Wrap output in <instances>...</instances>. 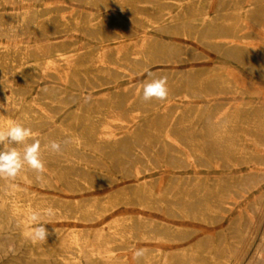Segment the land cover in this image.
Returning a JSON list of instances; mask_svg holds the SVG:
<instances>
[{
	"label": "rangeland",
	"instance_id": "obj_1",
	"mask_svg": "<svg viewBox=\"0 0 264 264\" xmlns=\"http://www.w3.org/2000/svg\"><path fill=\"white\" fill-rule=\"evenodd\" d=\"M0 1L4 13L34 10L42 20L80 16L95 23L85 31L57 32L54 41L45 34L33 42L43 59L70 47L79 48L72 53L77 58L69 60L70 69L53 64L23 74L31 87L18 93L29 104H43L41 110L33 107L38 117L31 127L36 136L30 139L39 140L41 150L59 129L73 128L82 135L91 127L108 128L112 136L85 135L79 146H63L62 153L45 163L43 178L50 182L28 185L32 194L58 197L70 215L95 205L102 213L92 221L90 244L95 248L101 228L127 222L137 233L163 239L138 238L136 249L153 254L158 248L185 251L187 259L180 264H202L203 255L198 254L212 250L219 256L225 248L234 250L247 232L238 247L240 257H232L230 264H264V149L245 136L251 131L246 125L264 115L262 0H225L220 17L229 23L210 29L204 24L197 33L179 36L170 28L140 25L116 6L101 2ZM134 1L160 14L188 7L179 9L174 2L180 0ZM233 4L240 14H231ZM215 11L212 7L211 16ZM119 17L126 24H119ZM92 50L108 66L97 68L91 60L98 57L83 56ZM159 77H167V99L144 101L142 84ZM22 107L16 116H21ZM235 114L238 119L227 122ZM100 115L108 120H98ZM69 224L83 225L75 220ZM90 259L86 248L82 264H107ZM129 260L143 264L144 257L138 261L132 253ZM0 264H42L17 243L1 216Z\"/></svg>",
	"mask_w": 264,
	"mask_h": 264
},
{
	"label": "bare ground",
	"instance_id": "obj_2",
	"mask_svg": "<svg viewBox=\"0 0 264 264\" xmlns=\"http://www.w3.org/2000/svg\"><path fill=\"white\" fill-rule=\"evenodd\" d=\"M224 1L225 0H200L195 3L192 0L176 1L174 3H176L179 9L188 5L186 10L181 9L176 14H160L150 5L145 4L140 6V4L134 0H89V2H87L93 6H96L100 2L102 5L116 6L118 10H120V14L136 18L140 25L153 29L170 28L179 36L197 33L200 26L204 24H206L207 29H210L217 24L223 26L229 23L230 19L220 17V12L224 10ZM262 3H264V0H262ZM41 5L45 6L44 4ZM1 6L2 3L0 1V7ZM233 6L234 8L231 14H240L241 10L238 8V4H233ZM212 7L216 9L213 16H211L212 14L210 12ZM14 9L16 10L17 8ZM118 23L122 26L126 24L120 17L118 18ZM94 24L86 22L80 16H71V18L63 17L62 21L56 22L52 21L51 17L42 20L37 16V12L34 10H24L20 13L0 12V105L4 106L0 107V127H6L12 122H18L25 127L31 128L38 117L33 107H36L35 109H42L43 104L38 103L37 100L34 99L33 103L29 104L24 97L18 93L19 89L25 90L31 87L30 82L23 78V74H34L39 71L40 68L50 69L53 64L70 69L72 68V64L69 60L75 57L77 58V55L73 56L72 53L79 48L70 47L54 50L49 53L48 58L46 57L43 59L37 56L36 43L33 42L39 38H44L42 36L45 34L47 35V39L54 41L55 36L58 35L57 32L61 34L77 29H83L85 31ZM261 24L264 25V18H262ZM119 33L121 34V32ZM3 39H5L6 42L3 41ZM81 46L83 47L82 49H86L87 47L84 46V44ZM91 46L99 45H90L89 47ZM94 53L95 51L93 50L89 52L86 51L83 53V56H92L93 58L95 55ZM17 54L19 56H17ZM96 57L99 58L98 55ZM34 58H36V63L34 66H31L30 60ZM91 63L97 68H100L101 65H107L106 60L102 58H99L96 62L91 60ZM18 76H20L21 79L23 78L20 83L17 81V79H20ZM20 106H23L21 116H16L15 112L19 110ZM238 116V114H235L230 118L228 117L226 120L227 122L233 123L238 119ZM98 120H108V118L100 115ZM222 126V130H224L226 123ZM246 127L249 128V130L251 129L249 133L245 134L246 138L264 149V140L262 139L264 136V115H260L253 119ZM32 132L34 134L32 138H34L36 133L33 129ZM85 135L111 137L112 131L108 128L97 130L91 127L82 135H79L73 128L59 129L58 133L52 135L48 143L50 144L53 140L59 141L60 136H64L65 138H71L73 141L69 144L70 147L79 146L82 142H85ZM28 142L30 143V140ZM53 154L55 153H52L49 148H43V150H41L43 162L51 163V156ZM49 182L50 181L43 178V176L38 179L37 173L27 167L14 181L0 179V216L7 223L9 232L17 239V243L21 246L23 245L27 249L29 256L38 260V263L46 264L48 260H53L56 264H82L83 252L84 249L87 248L89 257L95 261L104 259L107 264H114L117 261L127 264L130 261L129 257L137 247L136 243H134L136 239H151L156 242L163 240L155 234L137 233L128 226L127 222L120 223L118 221L113 225L106 226V228H101L97 233L98 247H92L90 244L93 234L92 221L94 217L101 216V211L97 210L95 205H89L70 215L63 207L61 201L57 199L58 197L55 198L44 194L34 195L27 188L30 184H48ZM48 207H52L56 210L55 215L52 217H41L42 222H50L45 224L49 235L46 241L33 243L28 238L29 232L34 227L31 214L34 211L42 212ZM72 220H75L76 223L80 221L83 225H70L69 222H72ZM246 233L247 232H244V234H242L234 250L225 248L219 256L212 250L203 254H198L203 255L202 258L199 259L200 263L230 264L232 257H240L241 253H239L238 247H240ZM156 250L154 254L150 252L146 253L143 264H180L186 261L188 255L185 251L171 252L159 248Z\"/></svg>",
	"mask_w": 264,
	"mask_h": 264
},
{
	"label": "clouds",
	"instance_id": "obj_3",
	"mask_svg": "<svg viewBox=\"0 0 264 264\" xmlns=\"http://www.w3.org/2000/svg\"><path fill=\"white\" fill-rule=\"evenodd\" d=\"M151 77L152 74L148 73ZM169 95L167 86V77L150 78L142 84V99L151 101L153 99L164 101ZM86 101L91 97H86ZM0 107H4L0 105ZM32 129L25 127L18 122H12L6 127H0V179L14 181L21 172L27 167L37 173L38 179L42 178L45 172V163L41 158V143L39 140L33 139L31 143L28 141L33 137ZM71 138H65L62 141L53 140L47 148L52 153L60 154L63 146L71 144ZM55 209L48 207L42 212L34 211L31 214V220L34 227L28 234V238L33 242L46 241L49 232L45 224L50 222H42V216L52 217L55 215ZM147 249L137 248L133 252V258L140 260L145 257Z\"/></svg>",
	"mask_w": 264,
	"mask_h": 264
}]
</instances>
